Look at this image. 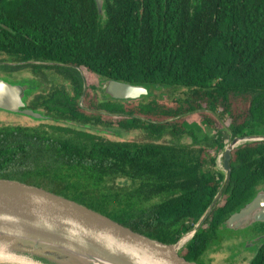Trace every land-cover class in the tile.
I'll use <instances>...</instances> for the list:
<instances>
[{
  "label": "trees",
  "instance_id": "obj_1",
  "mask_svg": "<svg viewBox=\"0 0 264 264\" xmlns=\"http://www.w3.org/2000/svg\"><path fill=\"white\" fill-rule=\"evenodd\" d=\"M104 11L95 0H0V57L16 63L0 70L51 69L74 93L58 86L28 106L56 123H0V178L46 189L174 244L201 219L225 178L217 167L223 129L207 112L225 120L231 138L264 135V0H104ZM82 76L87 91L80 105ZM95 80L190 96L174 107L102 101L93 97ZM64 120L142 130L154 140L170 135L178 144L111 141ZM186 137L191 144L181 143ZM231 168L223 200L181 250L188 261L200 262L223 221L264 184V142L235 149ZM249 264H264V243Z\"/></svg>",
  "mask_w": 264,
  "mask_h": 264
},
{
  "label": "water",
  "instance_id": "obj_2",
  "mask_svg": "<svg viewBox=\"0 0 264 264\" xmlns=\"http://www.w3.org/2000/svg\"><path fill=\"white\" fill-rule=\"evenodd\" d=\"M104 16V0H95ZM84 80L83 100L86 92ZM103 92L115 101H137L149 94L144 86L107 80ZM35 89L33 80L13 84L0 78V111L36 121L51 120L41 111L30 109L27 92ZM98 133L117 135L113 129H98L71 123ZM264 142V135L231 138L218 157L225 181L213 202L197 222L176 243L165 244L121 225L108 216L67 197L21 181L0 178V249L27 259L24 264H198L181 256V250L195 237L231 180V159L239 146ZM264 221V192L225 222L231 230L247 228ZM0 264H23L0 260Z\"/></svg>",
  "mask_w": 264,
  "mask_h": 264
},
{
  "label": "rangeland",
  "instance_id": "obj_3",
  "mask_svg": "<svg viewBox=\"0 0 264 264\" xmlns=\"http://www.w3.org/2000/svg\"><path fill=\"white\" fill-rule=\"evenodd\" d=\"M4 58L5 57H0V61H3ZM25 76H27V75H25ZM100 81H102V80H100ZM100 81L95 80L96 84H99V86L101 87ZM100 90L102 91V89H100ZM86 91H87V88H86ZM148 92L150 94L142 97L141 99H139L135 102L142 103L144 105H149L153 102H156V104H158V105H163L166 107H174L177 104V102H179V100L185 101L190 96V94L187 90L173 89V88L162 87V86H154L151 89H149ZM101 100H102V98H101ZM83 101H84V99H83ZM29 103H30V100H29ZM82 104H83V102H82ZM95 111H97V110H95ZM98 113L99 114H105L104 112H101V111H98ZM207 113H209V115H211L214 119H216L218 121V123L221 125V127L223 129L221 133L224 134V135L222 134L221 137L223 136L225 138V141L223 140V145H224V147H226L229 144L231 137H230V135L229 136L226 135V132H229V131L227 130L228 126H227L225 120H221L219 115L217 113L212 112V110L211 111L209 110ZM0 123L1 124H13V125H17V124H23L24 125L25 124V125H29V126H39V125H42V124L47 123V122L35 121V120L28 118V117H25V116L0 111ZM113 130H114V128H113ZM115 130L117 132H119V134L113 135V134H107V133H100V136L104 139L111 140V141H127V142L157 143V144H164V143H166V144H172V143L178 144V141L170 135H165L161 139L154 140V139L150 138L148 136V134L142 130L126 131V130L117 129V128H115ZM204 131L206 132L205 134H207L209 137H213L214 132L209 127L204 128ZM219 135H220V133H219ZM200 136H201L202 140L205 137L203 134ZM181 143L188 145V144L192 143V140L190 137H186V138L182 139ZM195 147L198 148L199 146L197 145ZM217 167L219 170H221V168L219 167L218 159H217ZM251 227L252 226H249L247 228L240 229V230H233V231L231 229L227 228L228 230H224L223 234L226 237H228L229 240L237 239L239 236H242V235H243L242 238L247 239L248 233H249V231L247 229H249ZM242 231H244V232H242ZM216 246H218V245H216ZM218 247H213L212 248L213 251H207L204 254V256L202 257V260H201L203 262V264H235V261L234 262L231 261L232 262L231 263L230 260L228 259L229 258L228 256L230 254V251L228 249V243L227 242L222 243L221 250L226 248L225 249L226 252L225 251L220 252ZM251 250H254V247H252L250 241H248V242L246 241L244 244L242 243V245H241L242 254L244 252H245V254H247V253L251 252ZM247 256L249 258H251L252 254L251 255L248 254ZM247 263H249V262H246L244 264H247Z\"/></svg>",
  "mask_w": 264,
  "mask_h": 264
},
{
  "label": "flooded vegetation",
  "instance_id": "obj_4",
  "mask_svg": "<svg viewBox=\"0 0 264 264\" xmlns=\"http://www.w3.org/2000/svg\"><path fill=\"white\" fill-rule=\"evenodd\" d=\"M36 63L41 64V65H47V67L53 66L55 64V63H46V62H36ZM2 64H9V65H13V66L16 65V63H12L11 64V63L0 61V66H2ZM25 75H27V76H25ZM0 78H3V79H5V80H7V81H9V82H11L13 84L17 83V82H20L23 79H29V80H33L34 82H36V84H35V88L36 89H34L29 94L28 99L26 101L27 105L29 107L32 106L34 103H36L37 99H39L40 97L47 96L48 94H51L52 91H55L56 87H58V86H59V89H61L63 87L64 90L67 93L70 94V97H73V95H74V93L72 92V90L70 88V84L67 83L56 71L51 70V69H46L45 68V69H38L37 70V69H34V68H29V70L15 71L13 73H4L2 70H0ZM98 81H100V80H98ZM100 82H101L100 84H102V82H104V80H102ZM84 85H85V83H84ZM100 89H102V88L100 87L98 89V87H97L96 92L92 93L94 99L100 100L102 98V101L109 99V96L106 95L103 92V90L101 91ZM83 91H84V89H83ZM85 94H86V92H85ZM85 94H84V96H85ZM82 95H83V93H82ZM81 97H80V100H79V104L83 105L82 104L83 100L81 101ZM83 99H84V97H83ZM110 99L112 101H114L112 98H110ZM29 100H30V103H29ZM34 111H41L44 115L49 116L51 118V120H44L43 122L56 123L55 121L58 120V118H56V117H54L52 115H49L47 113V111L44 110V109H35ZM91 111H95V110H91ZM95 112H98V111H95ZM63 122L65 124H69V125H72L71 123H74V122H72L70 120H64ZM60 124H63V123H60ZM224 181H225V178H224ZM224 181H223V183H224ZM259 192H264V184H260L259 186L256 187V191H255L254 197L249 202H247L242 208H244L247 204L252 202L253 199L257 196V194ZM224 195H223L221 201L223 200ZM220 202L217 204V206L220 204ZM242 208H239L236 212L232 213L227 219H229L233 214L238 213ZM226 220L223 221L222 226H220L217 229L216 236H215V238H213V239H217L216 240L217 244L216 243L215 244L218 245L219 247L214 244L211 248L208 249V251H213L212 250L213 247H218L220 252H224V251L226 252V250H225L226 248L222 249V250H221V248H222V243L223 242H227L228 243V249L230 251V254L228 256L229 257L228 259L230 260V262L231 261L232 262L235 261V264H244L246 262L250 263L255 258V256L257 255L258 251L261 249V247H262V245L264 243V232L263 231L261 232V228H262V226H264V221H255L253 223V225H251L252 227L247 229L249 231L247 239L242 238L243 235L241 234L242 236H239L237 239L229 240L228 237H226L223 234L224 230H228L225 227ZM242 232H244V231H242ZM244 241L245 242L246 241L247 242L250 241L252 247H254V250H251V252H249L247 254H245V252L242 254L241 245H242V243L243 244L245 243ZM248 254H250V255L252 254V257L249 258L247 256ZM201 260H200V262H197V263L198 264H203V262ZM249 263H247V264H249Z\"/></svg>",
  "mask_w": 264,
  "mask_h": 264
},
{
  "label": "bare ground",
  "instance_id": "obj_5",
  "mask_svg": "<svg viewBox=\"0 0 264 264\" xmlns=\"http://www.w3.org/2000/svg\"><path fill=\"white\" fill-rule=\"evenodd\" d=\"M0 260L3 261H10V262H16V263H30L27 261V259L15 256L13 254H8L7 251L3 248L0 249Z\"/></svg>",
  "mask_w": 264,
  "mask_h": 264
},
{
  "label": "crops",
  "instance_id": "obj_6",
  "mask_svg": "<svg viewBox=\"0 0 264 264\" xmlns=\"http://www.w3.org/2000/svg\"><path fill=\"white\" fill-rule=\"evenodd\" d=\"M219 157V156H218Z\"/></svg>",
  "mask_w": 264,
  "mask_h": 264
}]
</instances>
